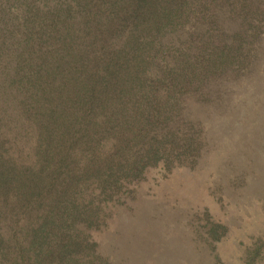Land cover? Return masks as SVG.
<instances>
[{
	"label": "trees",
	"instance_id": "obj_1",
	"mask_svg": "<svg viewBox=\"0 0 264 264\" xmlns=\"http://www.w3.org/2000/svg\"><path fill=\"white\" fill-rule=\"evenodd\" d=\"M220 13L250 31L264 0H0V264H102L91 222L163 157L151 107L206 71Z\"/></svg>",
	"mask_w": 264,
	"mask_h": 264
},
{
	"label": "rangeland",
	"instance_id": "obj_2",
	"mask_svg": "<svg viewBox=\"0 0 264 264\" xmlns=\"http://www.w3.org/2000/svg\"><path fill=\"white\" fill-rule=\"evenodd\" d=\"M220 14L206 71L151 107L163 157L103 198L91 222L89 253L102 264H243L264 240V13L250 31Z\"/></svg>",
	"mask_w": 264,
	"mask_h": 264
}]
</instances>
